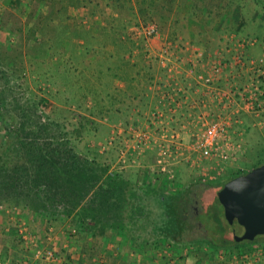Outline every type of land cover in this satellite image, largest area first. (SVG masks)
Masks as SVG:
<instances>
[{
	"label": "rangeland",
	"instance_id": "374dc122",
	"mask_svg": "<svg viewBox=\"0 0 264 264\" xmlns=\"http://www.w3.org/2000/svg\"><path fill=\"white\" fill-rule=\"evenodd\" d=\"M202 1L0 0V264H264V242L205 243L223 242L221 224L233 239L222 185L264 162V113L247 108L264 94V15L252 0L219 19L229 0ZM208 76L229 126L206 157L204 119L220 115ZM42 155L97 169L75 209L40 177ZM113 175L130 185L125 234L82 212ZM188 188L196 228L164 239L155 197Z\"/></svg>",
	"mask_w": 264,
	"mask_h": 264
},
{
	"label": "trees",
	"instance_id": "16d2710c",
	"mask_svg": "<svg viewBox=\"0 0 264 264\" xmlns=\"http://www.w3.org/2000/svg\"><path fill=\"white\" fill-rule=\"evenodd\" d=\"M154 4H148V7L153 8L157 3V0H153ZM203 0L202 2H205ZM214 2L218 0H210ZM255 2L254 8L255 12H261L264 15V0H253ZM252 0H229L228 5L223 9L218 10L219 19L229 15L228 11L235 9V7H240V10L243 11L244 8H250L251 4H254ZM262 5L261 9H258V5ZM146 7L144 10H149ZM206 6L198 8V11H203ZM196 10V9H194ZM211 12L214 8H207ZM262 36L263 34H259ZM38 165L40 166L41 174L40 177L45 178L53 187L55 191L63 192V198L66 200L67 207L71 206L72 209H75L79 205V200L86 192L85 186L90 184L93 181L99 180L100 177L97 176V169L95 167H90V171L85 172L86 167L84 170H80V166L78 165V160L72 159L68 160V163L61 162L62 159L59 160L55 159L50 155H42V157L38 158ZM94 163H90L89 165H93ZM262 162L259 165H256L255 168L263 165ZM87 165V164H86ZM102 173L105 174L107 172L106 169H102ZM91 172V173H90ZM102 174V175H103ZM247 173H243L233 177L232 179L244 175ZM101 175V176H102ZM230 179V180H232ZM106 182L102 185V192L98 196V206L97 204L91 205L87 208H83L82 212L85 213L90 210L92 211V215L94 212L98 213V217L101 220H104L105 224L110 225L112 228L120 230L123 234H125L126 224L124 222L125 215L124 210L130 206V201H128V193L130 190V185L126 183V181L119 179L116 176H106ZM228 180V181H230ZM22 180H17L16 183H20ZM227 183V182H225ZM222 185V187L225 185ZM5 183H0L1 188ZM93 184V183H92ZM26 194V193H24ZM27 196V195H26ZM160 197L156 196L155 200H157V205L161 212V226L160 235L164 239L170 240H178L179 243H182V238L188 234L193 233L195 230V226L192 224L191 215L193 212L188 210L187 200L189 197L191 198V189L188 188L184 190L179 195H170L168 193H163L159 195ZM27 205H30V197L27 196ZM40 199H38L39 201ZM192 200V199H191ZM34 203V202H33ZM35 204V203H34ZM111 211H114V215L110 216ZM189 213V215H187ZM186 216V217H185ZM111 218V219H110ZM217 218V217H216ZM113 219V220H112ZM113 223H110V221ZM217 221V219H216ZM218 230L222 233V243L218 240H211L206 241L205 243L211 247V250L214 252L224 248L230 250H239L243 247L245 243L255 244L257 242H264V236H259L256 238L254 242H243V243H236L234 239L224 238V231L222 228V224L218 225Z\"/></svg>",
	"mask_w": 264,
	"mask_h": 264
},
{
	"label": "water",
	"instance_id": "95a60500",
	"mask_svg": "<svg viewBox=\"0 0 264 264\" xmlns=\"http://www.w3.org/2000/svg\"><path fill=\"white\" fill-rule=\"evenodd\" d=\"M217 196L236 243L264 236V164L225 183Z\"/></svg>",
	"mask_w": 264,
	"mask_h": 264
},
{
	"label": "built area",
	"instance_id": "2783aa9c",
	"mask_svg": "<svg viewBox=\"0 0 264 264\" xmlns=\"http://www.w3.org/2000/svg\"><path fill=\"white\" fill-rule=\"evenodd\" d=\"M223 65L219 64L218 66H215L213 68V73L215 77H218L222 70ZM207 85L211 86L208 87L209 90L215 93V99H216V106L218 107L220 111V115L218 117V120L216 121H207V119H204L205 121V127H204V135L202 137V142L199 143V148L202 152V154L206 157L211 156L215 152H223L225 147L223 146L224 141H226L227 135H228V126L229 122L227 119H224L223 116L225 113H223L224 110L228 108V95L222 93V89L216 87L217 81L214 78V76H208L207 79L201 78ZM213 86V87H212ZM216 87L215 89H213ZM247 96V94H246ZM248 111H255L256 113H264V94H258L257 98L252 101L251 107H247ZM206 118V117H204ZM219 144H221V147L219 148Z\"/></svg>",
	"mask_w": 264,
	"mask_h": 264
},
{
	"label": "crops",
	"instance_id": "0c3cea01",
	"mask_svg": "<svg viewBox=\"0 0 264 264\" xmlns=\"http://www.w3.org/2000/svg\"><path fill=\"white\" fill-rule=\"evenodd\" d=\"M149 72L151 73V71L149 70ZM146 75H147V82L148 83H150V80H149V77H151V76H158L159 75V73L157 72V74H148V73H146ZM147 87H148V85H146V90H145V92L143 93V96L141 95V97H140V99H143L144 100V103H147L149 100H152V98H153V94L151 95L150 93H148V90H147ZM145 94V95H144ZM188 94L190 95V94H192V92H188ZM193 99H195V98H193ZM166 107V106H165ZM190 110V109H189ZM193 113V110H190V112H188L187 111V115H191L192 113ZM194 114V113H193ZM177 116V115H176ZM141 117V116H140ZM168 117H166V119H167ZM167 123V122H166ZM171 124H174V123H171Z\"/></svg>",
	"mask_w": 264,
	"mask_h": 264
},
{
	"label": "flooded vegetation",
	"instance_id": "af4514ba",
	"mask_svg": "<svg viewBox=\"0 0 264 264\" xmlns=\"http://www.w3.org/2000/svg\"><path fill=\"white\" fill-rule=\"evenodd\" d=\"M186 200H187L188 210L193 211L192 200H191V198L189 197V199H186ZM187 215H189V213H188ZM185 217H186V216H185Z\"/></svg>",
	"mask_w": 264,
	"mask_h": 264
}]
</instances>
